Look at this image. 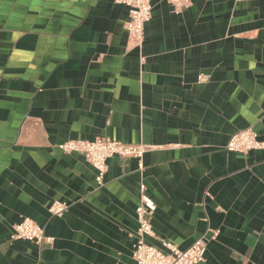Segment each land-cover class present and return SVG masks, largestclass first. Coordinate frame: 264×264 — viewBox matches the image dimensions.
<instances>
[{
	"label": "crops",
	"instance_id": "obj_1",
	"mask_svg": "<svg viewBox=\"0 0 264 264\" xmlns=\"http://www.w3.org/2000/svg\"><path fill=\"white\" fill-rule=\"evenodd\" d=\"M190 2L150 0L135 48L115 0H0V264H135L141 185L158 249L204 237L199 264H264V148L225 150L243 130L264 142V0ZM97 137L154 148L107 160L98 187L57 148ZM24 218L52 244L11 240Z\"/></svg>",
	"mask_w": 264,
	"mask_h": 264
},
{
	"label": "built area",
	"instance_id": "obj_2",
	"mask_svg": "<svg viewBox=\"0 0 264 264\" xmlns=\"http://www.w3.org/2000/svg\"><path fill=\"white\" fill-rule=\"evenodd\" d=\"M129 8L128 19L124 24L131 44L140 48L144 40V26L151 18L150 0H115ZM177 13L190 6V0H166ZM207 76L200 75L199 83H204ZM65 154H79L95 171V181L98 187L103 186L107 170V160L113 157L120 159H135L141 167L144 154L154 147L145 144H126L107 137H97L93 140H69L57 146ZM264 148V142L250 129L236 132L228 140L225 150L231 153L246 155L252 150ZM68 209L65 202H52L47 211L52 217H61ZM153 200L140 187L138 205L135 208L137 224L132 246V258L135 264H199L205 257L206 244L204 237L197 239L192 245L180 250L169 240H159L161 248L152 245L149 240L155 239L152 228V216L155 212ZM11 240L27 241L39 249L50 246L53 238L45 234L44 229L35 221L24 218L12 227Z\"/></svg>",
	"mask_w": 264,
	"mask_h": 264
}]
</instances>
